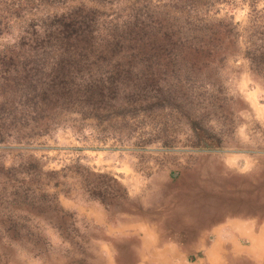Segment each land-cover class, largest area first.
<instances>
[{"label":"rangeland","instance_id":"374dc122","mask_svg":"<svg viewBox=\"0 0 264 264\" xmlns=\"http://www.w3.org/2000/svg\"><path fill=\"white\" fill-rule=\"evenodd\" d=\"M262 230L264 0H0V264H264Z\"/></svg>","mask_w":264,"mask_h":264},{"label":"crops","instance_id":"0c3cea01","mask_svg":"<svg viewBox=\"0 0 264 264\" xmlns=\"http://www.w3.org/2000/svg\"><path fill=\"white\" fill-rule=\"evenodd\" d=\"M231 226L236 227V224L234 225L231 223L228 225V227L231 229ZM243 240V241H242ZM242 242H247L249 243L248 246L246 248L241 247ZM240 246H235V248L238 250V252L240 251H244L246 253H251L254 256L257 257H263L264 254V230L261 231V233L258 236H254V235H249L246 237H242L241 241L239 242ZM256 248V249H255ZM263 248V249H261ZM231 261V260H230ZM233 261V262H232ZM231 263L236 264L237 261L232 260Z\"/></svg>","mask_w":264,"mask_h":264},{"label":"bare ground","instance_id":"6f19581e","mask_svg":"<svg viewBox=\"0 0 264 264\" xmlns=\"http://www.w3.org/2000/svg\"><path fill=\"white\" fill-rule=\"evenodd\" d=\"M250 245V244H249ZM256 249V248H255ZM261 249H263V248H261Z\"/></svg>","mask_w":264,"mask_h":264}]
</instances>
